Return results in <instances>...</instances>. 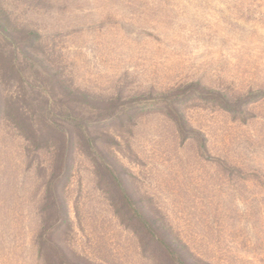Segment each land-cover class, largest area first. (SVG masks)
<instances>
[{"label":"rangeland","instance_id":"obj_1","mask_svg":"<svg viewBox=\"0 0 264 264\" xmlns=\"http://www.w3.org/2000/svg\"><path fill=\"white\" fill-rule=\"evenodd\" d=\"M0 96V264H264V0H0Z\"/></svg>","mask_w":264,"mask_h":264},{"label":"trees","instance_id":"obj_2","mask_svg":"<svg viewBox=\"0 0 264 264\" xmlns=\"http://www.w3.org/2000/svg\"><path fill=\"white\" fill-rule=\"evenodd\" d=\"M86 98V96H85ZM4 106L1 101V96H0V113L2 112ZM51 111V114H50ZM53 109H51V105L47 100L44 102V106L41 109V112L45 115V119L48 120V123H46V126L49 129V133H52L53 137L58 140V142H62L64 147V150L62 153L59 154V158L57 161V170L55 174H52L49 182L47 183L46 187V195L47 198H50V202L52 204L57 201L59 198L58 196V186L59 183L62 180H66V178L69 176L70 173V157H69V151H68V146L72 144V137L69 135L67 129L59 123L60 121L56 119L54 116V113L52 112ZM53 114V115H52ZM11 116V115H10ZM71 120H69L68 123H72V127H74L78 132H81L85 129L86 124H84L83 120H79L76 117H73L72 115H67ZM66 119H69V118ZM12 120L14 124L23 132V126L26 124L25 120L22 118V115L20 113H16V115H12ZM67 121V120H66ZM70 125V124H69ZM179 127V124H178ZM32 136L35 135V133L31 130ZM28 139L31 138L29 135H25ZM59 136V137H57ZM60 144V143H59ZM109 173L113 175V177L117 174L115 171H113L111 168L104 166L102 169V174L103 173ZM116 178V176L114 177ZM62 207V206H61ZM63 208V218L61 221H66L68 215L66 212V208ZM162 228H159L158 226L155 225H148L144 224L139 227H133V230L137 233L140 234H148L150 237H155V235L159 234L161 235L160 239H152L155 244L158 246H161V249L167 259L172 264H195L194 262L191 261L190 254L187 253L186 249L182 244H180L176 239L170 238L167 234H164L163 231H161ZM204 264V263H203Z\"/></svg>","mask_w":264,"mask_h":264}]
</instances>
